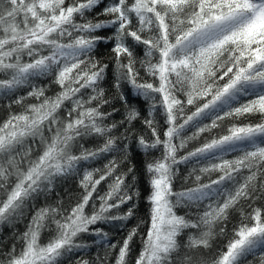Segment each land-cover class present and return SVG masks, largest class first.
Wrapping results in <instances>:
<instances>
[{"label": "snow or ice", "instance_id": "snow-or-ice-1", "mask_svg": "<svg viewBox=\"0 0 264 264\" xmlns=\"http://www.w3.org/2000/svg\"><path fill=\"white\" fill-rule=\"evenodd\" d=\"M0 264H264V0H0Z\"/></svg>", "mask_w": 264, "mask_h": 264}, {"label": "trees", "instance_id": "trees-1", "mask_svg": "<svg viewBox=\"0 0 264 264\" xmlns=\"http://www.w3.org/2000/svg\"><path fill=\"white\" fill-rule=\"evenodd\" d=\"M143 211V210H142ZM107 230V229H106ZM7 231V230H6ZM112 235H114L115 236V238L117 239V240H119V239H121V237L119 236V235H117V234H115V233H113ZM137 247H139V246H137ZM135 254V253H134Z\"/></svg>", "mask_w": 264, "mask_h": 264}]
</instances>
